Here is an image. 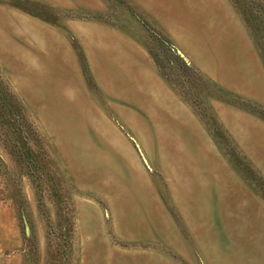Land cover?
Returning a JSON list of instances; mask_svg holds the SVG:
<instances>
[{
	"label": "rangeland",
	"instance_id": "obj_1",
	"mask_svg": "<svg viewBox=\"0 0 264 264\" xmlns=\"http://www.w3.org/2000/svg\"><path fill=\"white\" fill-rule=\"evenodd\" d=\"M0 94V264H264V0H0Z\"/></svg>",
	"mask_w": 264,
	"mask_h": 264
},
{
	"label": "bare ground",
	"instance_id": "obj_2",
	"mask_svg": "<svg viewBox=\"0 0 264 264\" xmlns=\"http://www.w3.org/2000/svg\"><path fill=\"white\" fill-rule=\"evenodd\" d=\"M103 57L104 58L102 59L105 60V63L107 61L108 72L115 75V79L117 82L116 85H109V87L115 86L120 88V90L124 92L125 96L126 94L128 95L126 96V98L128 97L129 100H132L134 102L138 101L131 95V91H133L134 89L142 88V90L154 92L156 94L155 98H160L169 103L176 104V98L165 86L162 80H160V78L157 77L153 72H151L146 66L137 64V62L132 58L123 55L114 57L117 61H113L111 59L113 58L111 54H106ZM184 111L185 110H183L182 108V113L187 114ZM244 208L246 209V207L244 206L235 207V212L239 213L242 217L238 221V224L240 226L246 222L251 224L249 220L253 222L257 221L256 218L253 217L252 212L247 211ZM243 212L244 214H242ZM200 223L202 225L200 234H204V237L206 239H209V241L212 240L215 236L213 231L210 229L209 223ZM212 245V248H209V254L212 264H261L258 261H252L253 263L245 261L244 258L240 257V255H238L236 251L234 252V250L230 246L224 245L223 243L218 244L217 242H214L212 243Z\"/></svg>",
	"mask_w": 264,
	"mask_h": 264
},
{
	"label": "trees",
	"instance_id": "obj_3",
	"mask_svg": "<svg viewBox=\"0 0 264 264\" xmlns=\"http://www.w3.org/2000/svg\"><path fill=\"white\" fill-rule=\"evenodd\" d=\"M5 102L3 101L2 95L0 94V113L2 111L14 113L12 105L6 104Z\"/></svg>",
	"mask_w": 264,
	"mask_h": 264
},
{
	"label": "water",
	"instance_id": "obj_4",
	"mask_svg": "<svg viewBox=\"0 0 264 264\" xmlns=\"http://www.w3.org/2000/svg\"><path fill=\"white\" fill-rule=\"evenodd\" d=\"M178 52H179V54H180L182 57L186 58L185 55H184V53H182L180 50H178ZM186 59H187V58H186ZM144 159H145L147 165L150 167V164H149L148 160L146 159V157H144ZM26 224H27L26 229H27V232H28V231H29V225H28L27 220H26Z\"/></svg>",
	"mask_w": 264,
	"mask_h": 264
}]
</instances>
